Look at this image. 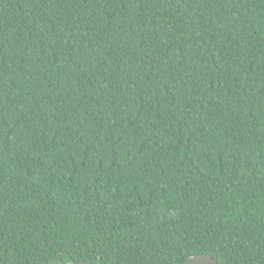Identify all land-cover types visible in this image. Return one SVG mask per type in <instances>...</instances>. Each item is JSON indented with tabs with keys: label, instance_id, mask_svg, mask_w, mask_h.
<instances>
[{
	"label": "trees",
	"instance_id": "16d2710c",
	"mask_svg": "<svg viewBox=\"0 0 264 264\" xmlns=\"http://www.w3.org/2000/svg\"><path fill=\"white\" fill-rule=\"evenodd\" d=\"M264 264V0H0V264Z\"/></svg>",
	"mask_w": 264,
	"mask_h": 264
},
{
	"label": "water",
	"instance_id": "95a60500",
	"mask_svg": "<svg viewBox=\"0 0 264 264\" xmlns=\"http://www.w3.org/2000/svg\"><path fill=\"white\" fill-rule=\"evenodd\" d=\"M67 264H92L87 262H72ZM184 264H218V262L208 255H195L192 256L188 261H186Z\"/></svg>",
	"mask_w": 264,
	"mask_h": 264
}]
</instances>
